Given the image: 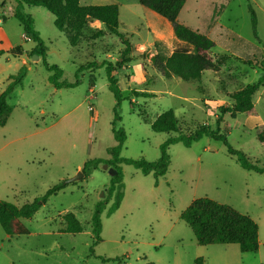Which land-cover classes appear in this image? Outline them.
I'll list each match as a JSON object with an SVG mask.
<instances>
[{
	"label": "rangeland",
	"instance_id": "rangeland-1",
	"mask_svg": "<svg viewBox=\"0 0 264 264\" xmlns=\"http://www.w3.org/2000/svg\"><path fill=\"white\" fill-rule=\"evenodd\" d=\"M138 2L80 0L81 4L119 5V30L131 43L127 55L131 60L120 66L125 48L122 36L103 24L90 20L73 46L50 11L23 3L22 9L33 16L34 27L47 46L43 56L14 16L20 3L0 0L5 49L0 53V92L11 75L22 66L26 69L22 83L8 96L12 113L0 125V199L22 205L59 182L66 184L32 217L20 219L28 234L11 235L0 223V264H264V173L243 168L222 141L204 136L191 146L181 141L171 144L168 170L158 180L153 172L144 174L123 162L119 164L122 180L111 189L114 176L104 164L82 170L89 159L112 157L108 150L117 143L114 127L124 128L127 135L121 157L155 161L170 136L204 123L216 128L219 117L230 145L264 166V0H190L183 18L206 22V29L219 19L237 34L214 32L211 54L217 68L207 69L201 81L166 77L158 70L151 55L158 51L169 56L174 47L155 42L147 49L136 48L152 38ZM250 7L256 13L255 30ZM97 29L105 30L104 35L94 38ZM18 45L22 53L13 54L12 47ZM44 57L63 70L59 81L78 83L56 87ZM109 64L120 89L119 101L110 88ZM261 78L251 111L234 118L229 112L221 113L232 106L236 91ZM144 91L154 95L136 96ZM168 109L180 120V130H153L151 123ZM79 171L82 177L67 182ZM199 197L229 204L254 218L259 225L258 250L242 252L236 243L199 244L180 217ZM119 200V206L109 212ZM100 201L105 205L101 241L94 245L92 215ZM67 212L77 215L82 232L65 231Z\"/></svg>",
	"mask_w": 264,
	"mask_h": 264
},
{
	"label": "trees",
	"instance_id": "trees-1",
	"mask_svg": "<svg viewBox=\"0 0 264 264\" xmlns=\"http://www.w3.org/2000/svg\"><path fill=\"white\" fill-rule=\"evenodd\" d=\"M20 5L16 7L14 16L21 22L26 32V37L32 38L37 42V49L45 56L46 45L34 27V18L25 12L21 5L42 6L55 16V25L66 33L69 42L76 46L84 35L90 20L98 19L109 32L122 36L125 48L122 52L118 65L130 61L131 43L119 30L120 10L117 3L106 4H81L80 0H17ZM140 3L172 22L176 36L184 44L174 48L169 56L155 54L152 61L160 72L166 77L178 76L186 81H201L206 69H216L217 64L211 54V49L215 42L209 36L187 26L179 21V14L187 0H139ZM252 23L256 29V13L252 7ZM103 29H97L92 34L94 38L104 35ZM2 51H0L1 53ZM22 47H14L13 54H21ZM46 68L53 72L50 81L58 88L64 86H74L78 83L59 81L63 70L57 64H50L45 57L43 58ZM85 66H81V69ZM111 90L119 101L120 89L114 75V67L109 64L106 66ZM26 75V69L22 66L16 74L10 76V82L6 88L0 92V125H5L12 113V106L8 102V96L14 87L22 83ZM262 78L257 82L246 85L243 89L233 94L234 103L231 107L221 109V113L229 112L234 118L237 113L251 111L254 108L252 96L262 83ZM149 92H139L136 96H153ZM117 116V115H116ZM221 117L217 119V127L213 128L209 124L197 125L195 130L188 132H178L181 124L173 109L162 112L152 123L153 130L158 132H178L170 136L161 144V155L155 161L144 158L134 159L121 157L120 152L127 138L124 128H113L117 143L109 148L112 155L110 159L95 158L89 159L84 163L82 170L98 167L100 164H108L117 169V174L113 177L111 189L116 182L122 180V169L120 163H128L140 169L144 174L154 173L156 179L164 176L170 163L168 148L176 142H183L186 146H191L193 142L208 136L214 140L222 141L227 146L228 152L236 155L241 166L248 170H255L264 173V166L253 163L246 153L235 149L227 141L226 134L221 131L219 123ZM115 126V123H113ZM66 186L64 182H59L50 187L47 192L36 198L34 201L17 205L13 202L0 199V223L9 234H28L29 229L21 224V218L32 217L48 198L56 194ZM120 200L109 210L114 211L119 206ZM105 209L104 201L97 203L92 215V231L95 236V243L101 241L102 232V213ZM65 231L69 233H79L83 231V225L74 212L64 214ZM183 219L193 230L199 244L208 245L214 243H236L242 252L257 251L259 248V225L249 214L242 213L233 206L218 202L209 197H199L194 199L181 213ZM92 253L93 246H92ZM198 260H203L199 258ZM121 264V263H119Z\"/></svg>",
	"mask_w": 264,
	"mask_h": 264
},
{
	"label": "crops",
	"instance_id": "crops-1",
	"mask_svg": "<svg viewBox=\"0 0 264 264\" xmlns=\"http://www.w3.org/2000/svg\"><path fill=\"white\" fill-rule=\"evenodd\" d=\"M136 1H139V0H136ZM138 3H140V1ZM189 3H190V0H187L186 3L184 4L180 14H179L178 19L180 22H182L183 24H185L187 26H190L191 28H193L195 30H198L199 32L209 36L210 38H212L215 35L214 32H216L217 35H220V34H223V35L227 34L228 35V32H232V30L229 27H227L226 25L222 24L219 21V19H217L213 25H212V23H210L209 27L206 29V22L199 24V22L196 23L193 20L183 18L184 11H186V10L188 11V7L190 5ZM139 5L137 7L147 15V17L145 18L146 25L149 28L150 33L152 34V38L148 39L147 41L141 42V44H139L136 47L137 49H141V48L147 49L150 46H152L153 44H155V42H162L163 44L170 46V47H174V48H176L179 45L184 44V42L176 36L172 22H170L168 19H166L165 17L158 14L156 11L142 5L141 3ZM193 15H194V18H196L198 20V18H199L198 13L194 12ZM213 19H214V17L211 18V21H213ZM91 23H97L99 25L102 24V22L98 19H94L93 21H91ZM232 33L234 34L235 32H232ZM234 35L236 36L237 34H234ZM2 38H3L2 35H0V51L4 52L5 49H3ZM215 45H216V42H215ZM12 48H14V47H12ZM213 48L211 49L212 51L214 50ZM11 49L9 51H11ZM173 50L174 49L171 50L169 55H171ZM224 51H226L227 53H231L228 49H225ZM157 53H158V51L155 54H157ZM155 54L151 55V57L154 56ZM23 55H21V56H23ZM206 70L203 73V77L206 73ZM203 77H202V79H203ZM201 90H202V92L206 93V87L204 85L202 86Z\"/></svg>",
	"mask_w": 264,
	"mask_h": 264
},
{
	"label": "water",
	"instance_id": "water-1",
	"mask_svg": "<svg viewBox=\"0 0 264 264\" xmlns=\"http://www.w3.org/2000/svg\"><path fill=\"white\" fill-rule=\"evenodd\" d=\"M35 58H39V56L36 54V55H35ZM103 166H104L105 169H108V170H109V173H110L111 175L115 176V175L117 174V169H116V168L111 167V166H109L108 164H104ZM82 176H83V172H82V171H79V173H78L77 175H75V176L69 178V179L67 180V182H71V181L78 180V179H79L80 177H82Z\"/></svg>",
	"mask_w": 264,
	"mask_h": 264
},
{
	"label": "built area",
	"instance_id": "built-area-1",
	"mask_svg": "<svg viewBox=\"0 0 264 264\" xmlns=\"http://www.w3.org/2000/svg\"><path fill=\"white\" fill-rule=\"evenodd\" d=\"M90 110H91L92 112H94V108H93V106L90 107Z\"/></svg>",
	"mask_w": 264,
	"mask_h": 264
}]
</instances>
